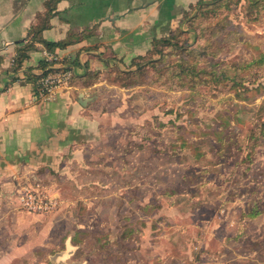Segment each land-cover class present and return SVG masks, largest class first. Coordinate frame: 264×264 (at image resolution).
<instances>
[{
    "label": "rangeland",
    "instance_id": "374dc122",
    "mask_svg": "<svg viewBox=\"0 0 264 264\" xmlns=\"http://www.w3.org/2000/svg\"><path fill=\"white\" fill-rule=\"evenodd\" d=\"M192 12L135 74L110 76L124 90L108 108L143 124L116 127L107 176L66 183L59 213L1 218L0 264H52L69 235L66 264H264V61L246 67L264 53V2ZM233 74L259 89L236 98Z\"/></svg>",
    "mask_w": 264,
    "mask_h": 264
},
{
    "label": "crops",
    "instance_id": "0c3cea01",
    "mask_svg": "<svg viewBox=\"0 0 264 264\" xmlns=\"http://www.w3.org/2000/svg\"><path fill=\"white\" fill-rule=\"evenodd\" d=\"M47 1L0 0V219L14 210L17 216L26 214L19 202V188L25 182L39 183L57 196L60 205L53 213H59L67 204L66 183L82 187L92 182L82 179L97 170L107 176L112 164L106 163L104 153L121 144L116 127L143 124L125 114L122 102L108 108L113 87L124 90L109 79V72L135 68L133 60L146 55L154 39L186 27L185 15L193 14L191 6L199 2L57 0L47 15ZM41 24H47L41 31L45 41L69 44L48 49L35 42L15 69L13 60L30 28ZM43 60L54 61L49 67L69 66L73 75L51 98L35 99L31 77L42 73ZM89 72L96 73L95 78L89 79ZM152 207L151 202L144 204ZM74 238L69 235L65 249L49 255L52 264L67 263L75 251Z\"/></svg>",
    "mask_w": 264,
    "mask_h": 264
},
{
    "label": "trees",
    "instance_id": "16d2710c",
    "mask_svg": "<svg viewBox=\"0 0 264 264\" xmlns=\"http://www.w3.org/2000/svg\"><path fill=\"white\" fill-rule=\"evenodd\" d=\"M57 0H48L46 2V6H47V15L51 13V11L54 8V5L56 3ZM219 0H211L209 3V1L206 0H199V2L196 5L191 6L192 10H198L199 8H202L204 5H209V4H213L215 2H218ZM245 1H249L251 2V0H245ZM259 0H254V2H257ZM263 1L264 0H260ZM189 16V14L187 13L185 15V17ZM47 26V24H41V25H33L28 33V40L27 42L18 49L17 52V56L15 57V59L13 60V66L15 67V69L19 68L22 61L28 56V51L31 50L32 48H34V44L35 42H42L48 49H51L52 47H63L66 46L67 44H69V40H64V41H58V42H47L45 41L42 37H41V31L43 28H45ZM171 36V35H170ZM167 36V37H163V38H157L154 39L153 41V47L151 48V50H149V52L144 55V56H139L136 57L135 60H133L132 65L135 66V68H131L129 67L126 70H121L119 68H115L113 70H111L109 72V79L111 78V80H113L114 76H118V75H129V74H135V71L138 70V67L141 65V62L144 61L145 59H147L151 54L153 53H157L159 50L158 48H160L159 46L161 44H170L171 43V37ZM264 61V53H261L259 57L254 58L251 62H249L246 67H251V65H256L259 66L262 64V62ZM64 63V62H63ZM54 61L53 60H43L40 64V67L42 68V73L39 75H35L32 76L31 79L34 80L35 84H36V92H39V82L40 79L43 75L47 74L49 71H52L53 68L50 67L48 68L50 65H53ZM212 77L211 81H220L224 78H226V72L225 71H216L215 69H212L210 72ZM95 74L94 72H89V79L90 78H95ZM111 75H113V77H110ZM250 75H252L250 73ZM250 75H237V74H233L231 77V80L233 82V87L236 88L235 90V97L239 98V99H247L248 97L246 95H244V93L246 94L247 92L250 91H255L257 88H249V87H245L246 83H251L252 81L250 80L251 77ZM116 76V77H117ZM124 86V85H123ZM241 86V88L239 87ZM128 87V86H127Z\"/></svg>",
    "mask_w": 264,
    "mask_h": 264
},
{
    "label": "built area",
    "instance_id": "2783aa9c",
    "mask_svg": "<svg viewBox=\"0 0 264 264\" xmlns=\"http://www.w3.org/2000/svg\"><path fill=\"white\" fill-rule=\"evenodd\" d=\"M50 68V67H48ZM53 70L43 75L39 82V92L35 91V99H49L56 88L67 85L73 75L69 66L52 67ZM20 205L29 212L47 213L55 210L60 201L57 196L44 191L39 183L25 182L19 188Z\"/></svg>",
    "mask_w": 264,
    "mask_h": 264
}]
</instances>
